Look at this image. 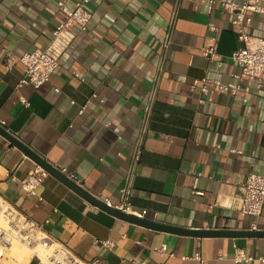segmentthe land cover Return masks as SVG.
Returning a JSON list of instances; mask_svg holds the SVG:
<instances>
[{
	"label": "crops",
	"instance_id": "crops-1",
	"mask_svg": "<svg viewBox=\"0 0 264 264\" xmlns=\"http://www.w3.org/2000/svg\"><path fill=\"white\" fill-rule=\"evenodd\" d=\"M59 1L0 0V118L11 134L115 206L146 126L131 197L146 221L192 232L264 233V209L258 220L239 210L248 176L264 173V95L255 85L247 93L246 84L236 98L193 88L205 78L236 83L241 70L230 57L243 44L234 16L219 3L210 10L208 0H92L88 31L72 30L74 42L50 81L38 90L20 87V58L47 50L66 20ZM247 17L245 32L264 39V12ZM212 47L214 61L203 53ZM38 167L0 134V200L41 225L81 264H264V237L187 236L131 224L51 175L42 200L29 196L21 181ZM6 253L0 264H40L36 252L24 262L5 259ZM238 254L248 260L237 261Z\"/></svg>",
	"mask_w": 264,
	"mask_h": 264
},
{
	"label": "built area",
	"instance_id": "built-area-1",
	"mask_svg": "<svg viewBox=\"0 0 264 264\" xmlns=\"http://www.w3.org/2000/svg\"><path fill=\"white\" fill-rule=\"evenodd\" d=\"M91 1L81 0L74 9H70L67 6V0H60L58 2V8L66 16V20L55 29L53 41L47 50H36L26 53L20 58L19 61L25 67L20 87L30 86L38 90L50 81L51 76L60 66L61 58L66 56V50L74 42L72 30L78 28L81 32L88 31L92 15L86 9V5ZM208 2L210 10H212L215 4L219 3L223 12L234 16L233 23L238 27V39L243 46L236 50L230 58L240 67L241 71L239 74L233 76L236 80L235 84H222L221 82L205 78L200 82H195L193 88L199 87L201 93L204 95L228 93L236 98L241 93L242 85L246 84L245 91L247 93L255 85L257 86L258 93L264 95V39L251 37L245 32V28L251 22V19L247 17V13L264 12V8L260 6V1L246 0L242 5L233 2V0H208ZM176 17L177 10L174 12L171 29L164 41L165 51L170 48L172 43V30ZM203 53L210 61H214L217 57V51L214 47L204 50ZM162 70L163 68H160V72ZM74 76L78 78L79 74L74 73ZM97 98V95L92 96V99ZM21 101L26 107L29 106L26 100L22 99ZM0 128L11 134L6 121L1 118ZM146 134L147 127L144 126L137 145L134 148L133 169L127 177L125 186L119 192V204L114 206L108 201L105 202L109 208L139 220H145L147 212L135 211L131 204V197L133 182L136 177V166L141 161ZM58 171L75 185L82 187L81 182L74 174H69L66 169L58 168ZM48 177L49 174L44 169L38 167L21 181L23 191L29 196H36L42 200L41 192L44 182ZM9 178L13 181L16 180L13 175H10ZM198 181L199 176L195 179L194 189H196ZM242 192L243 197L239 210L243 214L252 216L258 220L262 216L264 209V173L261 175H249L246 182L242 185ZM194 194L198 195V192L194 190ZM252 230H257L256 223L253 224ZM15 240L35 252L37 250L44 251L46 253L44 255L46 263L40 259L38 253H35L40 264H81L67 247L57 244L41 225L29 220L10 203L0 200V246L7 248ZM103 245L107 248L114 246L110 242H105ZM195 259L200 260V256H196ZM236 260L247 261L248 259L243 254H238Z\"/></svg>",
	"mask_w": 264,
	"mask_h": 264
},
{
	"label": "water",
	"instance_id": "water-1",
	"mask_svg": "<svg viewBox=\"0 0 264 264\" xmlns=\"http://www.w3.org/2000/svg\"><path fill=\"white\" fill-rule=\"evenodd\" d=\"M0 134L4 137H6L13 145L18 147L20 150H22L29 158H31L39 167L44 169L49 175L53 176L57 180H59L62 184L73 190L76 194H78L81 198L86 200L91 205L99 208L100 210L114 216L115 218H118L120 220L126 221L131 224H135L138 226L154 229V230H160V231H170V232H176L187 236H199V237H235L238 235H248V236H254V237H264V233L259 232H249V233H233V232H210V231H187V230H179L175 228H168L165 226H162L160 224L152 223L146 220H139L132 216H128L122 212H119L115 209L109 208L105 202L94 198L90 194H88L86 191L82 190L80 187L75 185L73 182L68 180L64 175H62L58 170L50 166L47 162H45L42 158H40L35 152H33L28 146L20 142L15 136L12 134L6 132L4 129L0 128Z\"/></svg>",
	"mask_w": 264,
	"mask_h": 264
},
{
	"label": "bare ground",
	"instance_id": "bare-ground-1",
	"mask_svg": "<svg viewBox=\"0 0 264 264\" xmlns=\"http://www.w3.org/2000/svg\"><path fill=\"white\" fill-rule=\"evenodd\" d=\"M4 250H7L8 254L18 262H24L26 259L31 258L32 254L35 253V251L16 240L13 241L7 248L0 246V258L2 257V255H4ZM42 252L44 251L41 250V252L36 253H38L40 259L45 262L46 259Z\"/></svg>",
	"mask_w": 264,
	"mask_h": 264
},
{
	"label": "rangeland",
	"instance_id": "rangeland-1",
	"mask_svg": "<svg viewBox=\"0 0 264 264\" xmlns=\"http://www.w3.org/2000/svg\"><path fill=\"white\" fill-rule=\"evenodd\" d=\"M6 251H7V250H6ZM7 252H8V251H7ZM37 252H38V251H37ZM39 252H41V251H39ZM44 253H45V252H42V254H44ZM45 254H46V253H45ZM45 254H44V255H45ZM33 255H34V253L32 254V257H33ZM4 257H5V259L10 260V261H12V262L15 261V260H13V259H12L7 253H6V255H5ZM32 257H31V258H32ZM15 262H16V261H15ZM24 264H25V263H24Z\"/></svg>",
	"mask_w": 264,
	"mask_h": 264
}]
</instances>
